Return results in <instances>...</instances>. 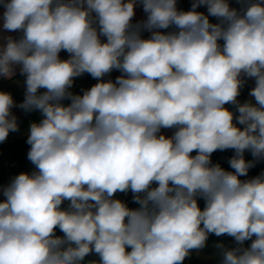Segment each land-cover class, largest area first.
I'll list each match as a JSON object with an SVG mask.
<instances>
[{
	"label": "clouds",
	"instance_id": "9594fccd",
	"mask_svg": "<svg viewBox=\"0 0 264 264\" xmlns=\"http://www.w3.org/2000/svg\"><path fill=\"white\" fill-rule=\"evenodd\" d=\"M237 3L0 0V77H25L20 104L0 91V143L14 107L42 117L34 170L0 187V264H183L211 234L236 245H214L220 264H264V171L240 179L264 160V0ZM85 73L98 82L74 94ZM247 79L255 103L237 99ZM229 149L233 171L211 160ZM129 191L136 208L114 198Z\"/></svg>",
	"mask_w": 264,
	"mask_h": 264
},
{
	"label": "crops",
	"instance_id": "0c3cea01",
	"mask_svg": "<svg viewBox=\"0 0 264 264\" xmlns=\"http://www.w3.org/2000/svg\"><path fill=\"white\" fill-rule=\"evenodd\" d=\"M192 2H193V0H177V7L181 10L187 11V10H190ZM2 11L3 10L0 9V13H2ZM197 11L204 12L205 14H207L206 6L199 7L197 9ZM135 13L136 14H135V17L133 18V23H136L137 21H140V20H143L146 18V15L143 12L142 7H136ZM211 18L212 17L210 16L209 17L210 22H212ZM213 23H217V22H213ZM0 26H2V25H0ZM172 30H174V27L170 28L164 32H168V31H172ZM2 35L17 36L18 33H6L5 32V33H2ZM149 35H150V33H148V32L143 33L144 38H148ZM102 40H104V38H102ZM220 43L222 44L223 41H220ZM68 56H69V54L66 51H61V53H60L61 59H67ZM119 75H121V73L117 70H114L109 76L104 77V80L106 81L108 79H111V80L115 81V78ZM24 79H25V77H23L19 74L18 69H17L16 75L11 80L4 79V78L0 77V91L10 92L17 105L20 104L24 99V92H25V85L23 83ZM97 82L98 81L96 79L92 78L89 74L85 73L83 76L77 77L74 79V85H73L72 89H70V90L74 94H82L83 89H89L91 86H93ZM252 87H254V80L253 79H247L246 84L241 89L240 96L237 98L241 103H244V102L249 101V100H252V102L255 103L254 99L249 96V92H250ZM41 91H43V90H41ZM63 103L67 104V103H70V101H63ZM225 107L229 108V110H234L231 105H225ZM12 112L17 117L25 118L26 122L19 124V131L10 132L7 140L5 142L0 143V145L1 144H7V143L14 141V140H17V139H26L29 124L31 122H38L42 118L38 111H33L31 113H25L19 107H14L12 109ZM237 126L241 127V128L243 127L241 125H237ZM173 131H174V129H162L161 134H164V135L170 137L173 134ZM4 162L15 163V167L13 168V171H14L15 175L19 174L20 165H19L18 158L16 156L12 155V153L7 148L0 150V170L2 171L3 176H5V172L3 169V163ZM25 162H26V160H25ZM255 176L256 175L249 176L246 179H250V178H253ZM246 179H244V180H246ZM2 186H4V185L0 183V187H2ZM114 198L120 199L121 201H123L127 204L130 201H133V194L131 193V191H129L127 194L118 192L115 194ZM3 200H4V197L2 194H0V202H2ZM64 204L66 206H68L67 202H64ZM59 236H63V234L59 235ZM226 238H228V239L231 238L232 240H234L232 237H226ZM219 242L224 243L228 247H235L236 246L234 241L223 242L219 238H214V237L208 238L207 246L199 252H197V251L191 252L190 256L185 259L183 264H220V260H221V257L219 255L220 250L216 249L214 247V245L216 243H219ZM127 250L130 251L131 249H127ZM92 260L98 261L99 257L93 256L92 254H90L89 255V261H92ZM84 264H87V262Z\"/></svg>",
	"mask_w": 264,
	"mask_h": 264
},
{
	"label": "trees",
	"instance_id": "16d2710c",
	"mask_svg": "<svg viewBox=\"0 0 264 264\" xmlns=\"http://www.w3.org/2000/svg\"><path fill=\"white\" fill-rule=\"evenodd\" d=\"M229 3L232 7H236V8H240V4L237 3V0H229ZM212 23L213 22H218L216 20L215 17H212ZM173 28V27H171ZM170 29V28H169ZM168 29H163V30H160V31H166ZM26 120L25 118L23 117H18V123L19 124H22V123H25ZM27 137L26 139H17V140H14V141H11L7 144H1L0 145V150L1 149H4V148H7L11 153L12 155L16 156L18 158V161H19V165H20V173L22 172H27V173H31L33 170H34V165H32V163L27 159V153L30 149V146L27 144ZM193 155H196L195 152L192 153ZM234 155V150H225V151H216L212 154L211 156V160L214 164L218 163L220 164L221 167H223L225 170H228V171H233V169L230 168V165L228 163L229 159ZM244 157L246 160H253V156L251 155L250 152L246 151L245 154H244ZM26 160V162H25ZM28 164V165H27ZM262 171H264V160H260L258 161L256 164H255V167L251 168L248 172V175L247 176H242L240 177L241 180H244L246 179L247 177L249 176H253V175H257L259 173H261ZM0 183L3 184L4 186H7L9 183L6 182L3 174H2V171L0 170ZM204 200L202 198H198V205L201 209H203L204 207ZM128 207L129 208H136L138 207L137 204L133 203V201H130L129 203H127ZM62 208H67V206L63 203L61 205ZM63 233L57 228L56 230V235L59 236V235H62ZM226 238V237H229L227 235H223V236H220V237H217L215 236L214 234H211L209 235V238ZM251 241H247L245 242V247H247L248 245H250ZM93 256H97L96 254H92ZM89 261V256H87L85 258V262H88Z\"/></svg>",
	"mask_w": 264,
	"mask_h": 264
},
{
	"label": "built area",
	"instance_id": "2783aa9c",
	"mask_svg": "<svg viewBox=\"0 0 264 264\" xmlns=\"http://www.w3.org/2000/svg\"><path fill=\"white\" fill-rule=\"evenodd\" d=\"M15 167V163L13 162H4L3 163V169H4V172H5V180L6 182L10 183L11 179L13 177H15V173L13 171V168Z\"/></svg>",
	"mask_w": 264,
	"mask_h": 264
},
{
	"label": "rangeland",
	"instance_id": "374dc122",
	"mask_svg": "<svg viewBox=\"0 0 264 264\" xmlns=\"http://www.w3.org/2000/svg\"><path fill=\"white\" fill-rule=\"evenodd\" d=\"M221 240L223 241V242H228V241H234V240H232L231 238H221Z\"/></svg>",
	"mask_w": 264,
	"mask_h": 264
}]
</instances>
